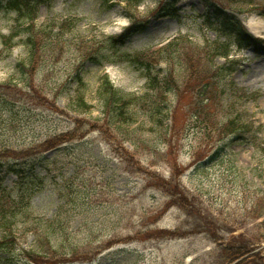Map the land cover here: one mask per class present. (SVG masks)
I'll return each instance as SVG.
<instances>
[{"label":"rangeland","instance_id":"rangeland-1","mask_svg":"<svg viewBox=\"0 0 264 264\" xmlns=\"http://www.w3.org/2000/svg\"><path fill=\"white\" fill-rule=\"evenodd\" d=\"M215 4L237 16L251 36L255 35L246 24L260 26L262 33L255 38L264 39V0H180L177 15L170 17L155 16L157 0H144L134 12L147 22L145 29L116 48L108 38L121 35L131 25L123 5L109 7L102 0H46L38 11V27L59 25L65 18L81 20L63 36L62 48L45 50L49 54L32 86L18 68L29 56L23 43L26 36L16 39L18 45L10 52L4 51L0 41V84L13 82L17 86L13 91L28 92L25 101L18 102L16 92L0 89V149H34L74 130L79 122L102 118L99 88L106 74L121 92L144 96L148 92L145 70L123 61L127 56L157 51L180 36L200 47L217 37L226 41L207 28L206 18ZM16 23L15 12L0 9V36L10 35ZM87 53L97 61L84 62ZM230 59L237 62L234 67L224 58L214 60L215 68L231 69L224 68L226 77L219 78L225 95L222 108L213 114H225L221 126L228 118L241 120L247 133L218 135L221 129L212 130V120H203L183 106L176 123L169 118L160 124L152 122L142 107L134 106L133 124L120 134L113 131L109 140L91 131L41 155L0 161V208L6 206L15 225V247L11 251V242L9 251L0 246V264H34L26 256L39 247L31 232L34 228L51 235L54 247L65 253L76 246L94 249L110 240L120 241L96 252L92 261L62 264H239L250 256L263 258L264 44L244 49L233 44ZM167 66L162 62L156 71L163 76ZM242 93L259 97L248 99ZM37 94L47 97L49 104L41 105ZM79 94L93 107L90 112L74 110ZM169 99L175 115L177 99L172 94ZM183 102L189 103L190 98ZM169 142L174 150L169 151ZM176 169L184 170L179 182L187 201L183 206H168L169 197L148 187L147 181L149 174L171 180ZM148 231L165 236L148 238ZM7 237L9 231L2 220L0 245ZM233 245H245L242 248L247 253L234 258ZM260 258L248 263L264 264Z\"/></svg>","mask_w":264,"mask_h":264},{"label":"trees","instance_id":"trees-1","mask_svg":"<svg viewBox=\"0 0 264 264\" xmlns=\"http://www.w3.org/2000/svg\"><path fill=\"white\" fill-rule=\"evenodd\" d=\"M144 0H102V2L109 7L115 4L123 5L124 11L128 18L131 20V25L127 27L124 32L119 36H112L108 38V43L111 47L116 48L122 46L128 41L134 34L141 32L145 29L146 21L138 19L135 15L134 10L140 6ZM158 7L155 16L157 17H170L177 15L178 10H176V5L180 0H171L170 2H163L162 0H157ZM46 0H0V9H5L8 11L15 12L17 14V26L13 30L10 36H0L1 42L4 45L5 51H12L18 43L15 42L16 39L25 35L26 39L23 41L24 45L27 46L29 50V56L27 60H24L18 64L19 71L22 72L28 81H32L38 75L37 72L40 70L44 59L47 58L49 52L45 51L50 49L51 52L62 48L61 42L63 36L66 33L72 32L80 22V19H68L64 20L59 25L54 23V25H42L38 27L36 20L38 17V11L42 4H45ZM211 14L206 18L207 28L209 30H214L221 37H225L226 41H221L217 37L215 41H207L203 46L195 45V43L187 36H180L170 43L161 47L159 50L154 52H149L147 54H141L136 56H127L123 61H130L137 67L144 69L145 76L147 77V88L148 92L144 96H136L125 94L114 87L110 82L109 76H104L102 78V83L99 88V99L102 106V118H98L96 122H90L88 124H82L79 122L75 129L65 133L50 138L38 145L34 149H28L24 151L13 150V149H0V161L3 159H28L30 157L44 154L56 147H59L68 142L74 141V139H81L86 137L91 131H99L105 139H110L113 131L121 132L125 129L124 127L130 126L134 120V115L132 114V108L142 107V109L150 115L152 122L163 124L164 120L171 118L173 123H176L177 112L182 108H191L194 110V115H198L203 120H212L213 127L212 130L221 131L217 133L221 135L225 132L232 133H247L248 127L241 120L235 118H228L226 122L221 126V118L219 114H213L216 108L221 109L223 104L221 103V97L225 95V90L219 86V78L223 79L226 77L224 68L229 70L231 68H226V66L215 68L214 60L216 58L226 59V63L230 67H234L237 62L231 61V48L235 44L239 49L248 48L256 44H264L263 41L254 39L242 26L240 20L229 12L227 8L222 5H213ZM49 28L59 29V33L50 31ZM96 51H100L97 49ZM99 53V52H98ZM97 61V58L93 56L92 53H87L84 62ZM167 63L166 74L161 76L160 71H156L158 66L162 63ZM177 66H180L182 75L178 77ZM177 72V73H176ZM181 78V80H180ZM180 81L182 83H180ZM80 84L83 83L82 77H80ZM10 82L8 84H0V89L6 87L7 90H11V94L16 92L17 101L23 102L24 98L28 95L26 91H13L17 89V86L12 85ZM11 86V88H10ZM170 94L175 96L177 99V109H173L175 115H172L170 107H172L170 102ZM242 97H247L248 99L258 98V94L248 96L242 93ZM37 98L40 100V104L46 106L49 104L48 98L37 94ZM190 98L189 103H184V99ZM147 101L150 102L148 106ZM74 110L80 113H88L92 110V106L86 103L83 94H79L77 99L73 102ZM181 106V107H180ZM215 106V107H214ZM55 107V106H54ZM169 107V108H168ZM57 111H61L59 108L55 107ZM224 112V110H223ZM230 117V116H229ZM85 123V122H84ZM88 125V126H87ZM221 126V127H219ZM162 127V126H161ZM86 128H89L85 130ZM122 133V132H121ZM74 134H79L77 138H74ZM167 147L169 151L174 150L173 142H169ZM126 153V152H124ZM172 154H174L172 152ZM158 155V154H157ZM162 157V155H158ZM161 160H165V157ZM197 162V160H196ZM184 170L174 171L173 179L165 180L159 175L149 174V180L147 181L148 187H155L156 189L162 191L167 197H169L168 206L179 205L183 206L187 198L184 191L180 185V178ZM23 177L24 171L20 173ZM175 179V180H174ZM0 208V224L4 221L5 228L9 231V237H7L1 243V248L5 251H9L7 248L8 243L11 242V251L15 247L14 240V222L8 217L5 210ZM9 218V219H8ZM11 218H15L11 216ZM41 225V224H40ZM31 232L34 233L37 243H39L38 249L30 250L26 252L28 259L34 264H62L68 262H86L92 261L95 257L96 252H102L104 250L110 249L114 244L120 241L110 240L103 246L92 248L88 245L85 248H80L79 246L73 247L70 253L62 252L60 249H56L55 244L52 240L51 235L41 233L37 229H32ZM156 231H148V238L163 237L165 236L162 232L160 235ZM41 238L43 240H41ZM230 247V253L234 258L247 253L245 245L242 247ZM82 249V250H80ZM240 252V254H239ZM249 252V251H248ZM259 259V255L250 256L249 258L243 260L239 264H250L249 261L253 259ZM264 260L263 258H260ZM251 264H254L251 262Z\"/></svg>","mask_w":264,"mask_h":264},{"label":"bare ground","instance_id":"bare-ground-1","mask_svg":"<svg viewBox=\"0 0 264 264\" xmlns=\"http://www.w3.org/2000/svg\"><path fill=\"white\" fill-rule=\"evenodd\" d=\"M247 29L255 36H260L261 32V28L260 26L254 25L253 23H247Z\"/></svg>","mask_w":264,"mask_h":264}]
</instances>
